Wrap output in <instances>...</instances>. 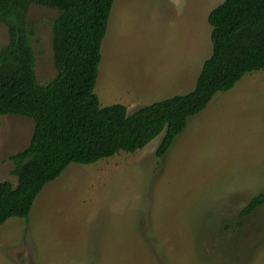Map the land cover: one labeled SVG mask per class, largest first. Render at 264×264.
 Listing matches in <instances>:
<instances>
[{"label":"rangeland","instance_id":"rangeland-1","mask_svg":"<svg viewBox=\"0 0 264 264\" xmlns=\"http://www.w3.org/2000/svg\"><path fill=\"white\" fill-rule=\"evenodd\" d=\"M226 0H115L95 93L103 108L132 114L195 90L211 57L210 13ZM58 13L32 6L41 86L57 76L52 25ZM9 43L0 25V48ZM35 123L0 118V183L25 150ZM164 134L135 154L73 164L48 184L29 221L0 228V264H264V70L215 96L168 154Z\"/></svg>","mask_w":264,"mask_h":264},{"label":"trees","instance_id":"trees-1","mask_svg":"<svg viewBox=\"0 0 264 264\" xmlns=\"http://www.w3.org/2000/svg\"><path fill=\"white\" fill-rule=\"evenodd\" d=\"M115 0H0V25L9 43L0 48V118L34 121L29 146L10 157L17 186L0 183V228L14 218L29 221L45 187L67 168L94 165L121 153L144 150L159 136L162 160L191 118L217 94L231 92L250 73L264 70V0H226L214 9L213 51L188 95L154 103L132 114L124 105L103 108L95 93ZM58 13L53 31L57 76L41 86L36 72L32 6ZM264 206V194L242 210L238 227Z\"/></svg>","mask_w":264,"mask_h":264}]
</instances>
